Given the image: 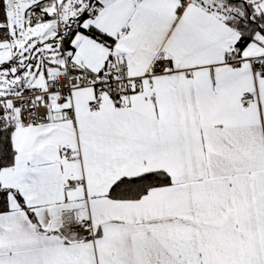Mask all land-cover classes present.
I'll list each match as a JSON object with an SVG mask.
<instances>
[{
  "label": "snow or ice",
  "instance_id": "obj_1",
  "mask_svg": "<svg viewBox=\"0 0 264 264\" xmlns=\"http://www.w3.org/2000/svg\"><path fill=\"white\" fill-rule=\"evenodd\" d=\"M0 264H264V0H0Z\"/></svg>",
  "mask_w": 264,
  "mask_h": 264
}]
</instances>
